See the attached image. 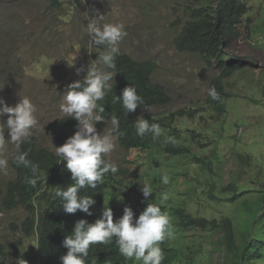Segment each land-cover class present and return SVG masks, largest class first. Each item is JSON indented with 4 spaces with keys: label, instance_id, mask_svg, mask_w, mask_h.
<instances>
[{
    "label": "rangeland",
    "instance_id": "374dc122",
    "mask_svg": "<svg viewBox=\"0 0 264 264\" xmlns=\"http://www.w3.org/2000/svg\"><path fill=\"white\" fill-rule=\"evenodd\" d=\"M61 1L63 6L57 10L50 8L47 0H0V87L5 84L0 98L14 107L20 97L27 96L36 107L39 122L31 135L37 137L41 147L55 152L52 145L60 147L55 138L59 132L57 122L66 117L59 108L62 95L68 85L82 81L88 64L98 59L84 31L88 17L98 18L99 14L104 15L101 23L124 24L127 36L119 45V54L153 61L157 65L153 82L162 86L170 99L168 106L152 113L163 116L178 110L194 112L193 118L185 116L175 122V132L188 139L192 154L210 163V171H203L176 159L182 175L174 177L168 189L173 192V204L183 206L195 218L220 220L228 216L236 232L242 219L247 220L257 258L245 264H264V220L258 219L264 212V0H244L248 11L239 27L241 36L230 53L250 64L223 79L228 99L222 117L207 102L208 89L218 73L199 56L177 52L173 46L190 12L214 0ZM81 68L85 71L77 75ZM104 126L107 129L102 133L111 128L107 122ZM4 135L10 139L7 131ZM15 151L14 143L6 144L8 166L6 172H0L1 189L14 179L9 161ZM108 157L118 169L136 170V178L126 176L130 187L128 184L126 189H116L117 197L131 201L129 188L147 183L138 179L139 171L148 166L145 152H125L115 147ZM163 169L167 167L156 169L161 175L157 174L155 182L161 178V185L165 175L170 178L173 174ZM118 172L114 174L116 181H120ZM185 173L187 176H183ZM231 181L242 194L238 201L226 205L208 198L209 187L218 199L230 198L223 189ZM125 191L127 196L122 194ZM23 219L21 210H0L2 264H20L19 260L35 255V240L24 239L20 232ZM213 237L198 230L186 232L183 245L190 248L184 251L185 257L198 259L199 264H223V254L213 244L216 235Z\"/></svg>",
    "mask_w": 264,
    "mask_h": 264
},
{
    "label": "trees",
    "instance_id": "16d2710c",
    "mask_svg": "<svg viewBox=\"0 0 264 264\" xmlns=\"http://www.w3.org/2000/svg\"><path fill=\"white\" fill-rule=\"evenodd\" d=\"M47 2L48 6L53 9L59 10L63 6L61 0H47ZM247 11L244 0H214L212 3L192 10L173 41L174 49L177 52L199 56L205 65L218 73V77L212 81L211 87H215L220 94V100L214 101L209 98L207 102H209L210 109L221 117L226 113L225 100L228 99L223 79L231 77L250 64L246 63V60L234 58L230 53L235 46L234 42L241 36L239 27ZM115 63L117 74L114 76L116 78L113 80L114 85L100 103L105 108L103 114L105 119L109 120L112 114L119 118V131L116 134L118 148L125 152L131 150L145 152L148 165L150 167L153 165L156 167L155 169L166 166L167 169L163 170L173 174L169 178L168 184H160L161 190L168 189L174 177L182 175L180 173L182 168L176 159L196 165L203 171H210V163L203 162L202 159L192 154L188 139L182 137L181 133L175 132V122L185 116L193 118L195 113L190 110H178L163 116L152 113L154 109L166 107L170 103L164 88L152 80L157 65L150 60H135L127 54H118ZM127 86H134L137 94L144 101L130 114L126 112L120 102L113 103V98L120 96L122 90ZM140 116L148 120L150 124H159L163 129L162 136L156 140H153L151 134H146L143 137L138 136L134 122ZM75 124V120L70 118L61 119L57 123L59 132L55 133V137L59 144L63 145L66 142L70 130L74 129ZM167 136L174 137L175 142H167L165 139ZM191 136L192 138L195 136L194 132L191 133ZM21 152H27V158L32 164L38 165L39 180L35 187L27 182V179L32 177L31 169L16 166L14 158ZM123 162L127 163L128 161L124 159ZM9 165L14 173V179L9 181L4 189L0 187V210L6 212L22 210L24 212L26 217L22 221L21 231L25 238L36 237L38 241L36 254L30 264H36V262H39L38 264H61L60 257L67 253V249L63 247V240L66 235L72 233L75 223L79 220H85L89 224L94 223L101 217L103 208L107 206L113 212V222L121 218L123 209L128 206L125 205L126 202L123 199L120 200L116 196L115 191L118 187L126 189L125 187L129 184L126 180L128 174L135 178L137 176L136 170L130 172L129 169L124 168H119L117 173L120 181H116L114 174H106L104 184L98 185L96 189H81V195H90L95 201V204L89 209L92 214L86 215L79 210L75 214H66L61 206L60 198L55 196V187L66 189L71 183H74L71 180V173L64 169L63 163L55 153L39 145L35 135H30L20 144L19 151L16 149ZM183 176H187V173ZM138 179L140 180L139 177ZM153 179L155 180V176L149 178V183H153ZM223 190H225L224 193L231 195L230 198L218 199L213 193V187L208 189V198L227 205L235 203L242 196L237 191V185L232 181ZM121 204L124 205L120 206ZM136 206H140L139 203ZM163 209L166 210V207ZM133 211H137L136 208ZM170 211L178 227L176 234L198 230L212 238H214L213 235H216L213 244L217 250L222 252L223 264H245V262L257 258V255L252 251L255 242L250 238L251 234L248 231L250 226L248 227L247 220L242 219L243 223L236 232L228 216L220 220H207L195 218L179 207L170 209ZM236 214L238 218H241L237 210ZM134 219H136L135 216ZM258 219L264 220V212ZM2 249L0 243V255H4ZM175 251L177 248H164L165 259L162 264L174 262L177 258ZM2 261L3 257L0 256V264ZM86 264H133V262L126 261L121 256L115 241H113L111 244H98L90 247ZM189 264H193V261L190 260Z\"/></svg>",
    "mask_w": 264,
    "mask_h": 264
},
{
    "label": "clouds",
    "instance_id": "9594fccd",
    "mask_svg": "<svg viewBox=\"0 0 264 264\" xmlns=\"http://www.w3.org/2000/svg\"><path fill=\"white\" fill-rule=\"evenodd\" d=\"M103 17L104 15L99 14L98 18L88 17L87 27H84L91 46L98 53V59L88 64L82 81H76L67 86L62 95L63 102L59 105L65 118L75 120V127L70 130L69 138L63 145L56 139L60 147H54L51 137L48 136L55 150L52 152L63 163L64 169L71 173V180L74 181L66 189L55 187V196L60 198L61 206L66 214H75L79 210L86 215H91L89 209L95 201L90 195H81V189H96L98 185L104 184L106 174H115L119 170L115 163L110 162L108 155L115 147L118 148L116 134L119 131L120 121L114 114L109 120L105 119L103 115L105 108L100 102L105 99L114 85L113 78L117 74L115 60L119 54V45L127 36V32L122 23H101ZM72 66L73 63L69 67ZM81 71L85 69H77L76 74L79 75ZM4 85L0 87V90ZM208 96L214 101L220 100V94L215 87L208 89ZM116 102H120L128 114L133 113L144 103L134 86L125 87L120 96L113 98V103ZM35 113L36 107L27 96L20 97L14 107L7 106L3 98H0V172H6L8 166V160L4 155L6 144L14 143L19 151L20 144L27 140L32 130L38 126L39 122ZM5 116H7L6 121L3 120ZM105 122L109 123L111 128L102 133L104 129H107L104 126ZM134 126L136 134L140 137L151 134L153 140H156L163 134L159 124H150L142 116L137 117ZM5 131L9 133L10 139H5ZM165 139L169 143L175 142L172 136H167ZM27 157V152H21L14 159L17 167L31 169L32 177L28 178L27 182L35 187L39 180L38 165L32 164ZM155 168H150L148 165L139 171L140 181H147V183H142L138 188L137 185L129 188V191L133 193L131 201L120 196V200L123 199L126 202L125 205L131 208L125 207L121 218L113 222V212L107 206L103 208L101 217L94 223L89 224L85 220L75 223L72 233L66 235L63 240V247L67 249V253L60 257L61 264H86L90 247L111 244L113 241L121 256L126 261H132L133 264H162L165 259L163 249L166 247L177 248L175 251L177 258L171 264H189L190 260L193 264H199L198 259L192 260L185 257L184 251L189 248L183 245L186 232L175 233L178 227L170 209L176 207L186 209L181 205L175 207L170 198L173 192H169V188L160 189L161 178L156 181L157 183L155 180L157 174L161 175V172L158 173ZM150 170H153L151 174H143ZM152 176H155V180L149 183V178ZM44 179L46 183V174ZM163 183H169L168 176L163 177ZM122 194L127 196V191ZM138 203L140 206H136ZM122 205L124 204L120 206ZM163 207H166V210ZM134 208L137 211L133 213ZM186 211L192 215L188 210ZM25 217L24 214V219ZM21 229L22 237L29 240L24 237ZM30 239L35 240V250H37V238ZM19 261L20 264H26V262L30 264L33 259L29 257L26 261Z\"/></svg>",
    "mask_w": 264,
    "mask_h": 264
}]
</instances>
